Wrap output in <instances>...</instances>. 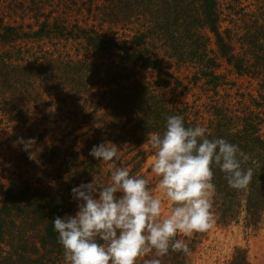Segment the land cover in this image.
<instances>
[{"label": "trees", "instance_id": "obj_1", "mask_svg": "<svg viewBox=\"0 0 264 264\" xmlns=\"http://www.w3.org/2000/svg\"><path fill=\"white\" fill-rule=\"evenodd\" d=\"M174 68L191 72L186 86ZM231 76L256 81L257 96L216 99L236 87ZM194 87L212 92L213 113L173 96ZM169 115L238 145L242 167L254 170L248 188L235 190L213 168L212 220L262 226L264 0H0V135L14 125L8 142L35 139L28 151L12 149L19 177L9 185L0 161V264H65L52 220L78 211L73 187L110 181L108 164L89 155L94 145L116 144L117 166L154 188L146 140ZM208 229L178 237L188 253L170 251L163 264H193ZM227 264H251L247 250Z\"/></svg>", "mask_w": 264, "mask_h": 264}, {"label": "clouds", "instance_id": "obj_2", "mask_svg": "<svg viewBox=\"0 0 264 264\" xmlns=\"http://www.w3.org/2000/svg\"><path fill=\"white\" fill-rule=\"evenodd\" d=\"M207 133L200 124L186 126L181 115L167 116L163 133H148L154 188L147 178L117 166L116 144L94 145L89 155L108 164L110 181L98 188L94 177L73 187L78 211L52 220L65 264H139L141 259L163 264L170 251L188 253L185 239L178 237L211 227L213 168L235 190L247 189L254 176L253 168L242 167L238 145ZM17 144L28 151L35 139L18 137Z\"/></svg>", "mask_w": 264, "mask_h": 264}, {"label": "rangeland", "instance_id": "obj_3", "mask_svg": "<svg viewBox=\"0 0 264 264\" xmlns=\"http://www.w3.org/2000/svg\"><path fill=\"white\" fill-rule=\"evenodd\" d=\"M172 71L174 77L184 82L185 86L192 76L191 72L185 68L180 70L174 68ZM230 79L231 83L233 81L236 82V87L221 89L216 99H220L223 102H236L242 101L238 93H250L255 97L257 96L256 87L258 83L256 81L251 84L248 79L237 80L235 76H231ZM173 81L176 83L175 80ZM173 96H176V100L181 102L188 101L191 104L196 103L200 107L205 106L211 108V112L204 113L205 115L213 113V105L210 102L211 96H213L212 92L211 94L206 91L204 92L201 87H194L192 90L180 88ZM202 110L204 111V108H202ZM3 126V128H5V124H3ZM18 134L14 125H12L10 128H5L0 135V161L2 163V170L4 171L3 182L6 185H9L11 179L17 177L14 173L19 172L17 169L15 170L14 167L15 161L12 151V149L15 148L14 143L7 141L9 137L17 136ZM151 158L147 162L146 169L151 167ZM150 175L151 178H155L152 174ZM25 177H27V175H25ZM155 181H157L156 178ZM155 194L158 195L159 193ZM165 210H167V206ZM194 233L195 232L190 235L191 238L194 237ZM198 241L199 244L192 254L193 264H227L233 258L236 248L247 250L251 264H264V224L258 229L245 228L242 220L239 224H233L230 227H221L212 220L211 227H209L205 234L198 238Z\"/></svg>", "mask_w": 264, "mask_h": 264}]
</instances>
